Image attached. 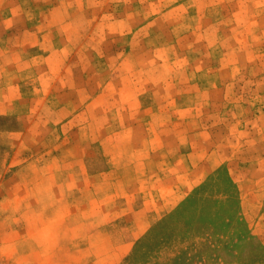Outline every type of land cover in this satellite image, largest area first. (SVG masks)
<instances>
[{
    "label": "rangeland",
    "instance_id": "1",
    "mask_svg": "<svg viewBox=\"0 0 264 264\" xmlns=\"http://www.w3.org/2000/svg\"><path fill=\"white\" fill-rule=\"evenodd\" d=\"M218 168L264 245V0H0V264H246L223 188L146 240Z\"/></svg>",
    "mask_w": 264,
    "mask_h": 264
},
{
    "label": "trees",
    "instance_id": "2",
    "mask_svg": "<svg viewBox=\"0 0 264 264\" xmlns=\"http://www.w3.org/2000/svg\"><path fill=\"white\" fill-rule=\"evenodd\" d=\"M211 188H223L221 192L219 191V193H221L220 196H222L220 202L233 201L231 207L227 210L229 212L227 217L220 219V235H222V237L223 235L226 236L228 235L227 232L229 233V230H231L230 233H235V235L239 237L238 243L240 245L246 244L250 247L249 250L253 254V258L246 264H264V245H262L255 236L250 234L246 221L240 211L237 188L226 172L223 173V176L220 175V168H218L206 182L196 187L176 210L172 211L160 221L152 229L146 240L153 234V232H155V230H159V228L165 227L169 222L171 223L179 219V217L183 216L190 207L204 204L209 197L208 192L211 191ZM208 235L209 233L204 230L202 231L201 236L198 237L204 239ZM220 249L222 261L225 264H231V261H229L231 255L228 254L223 247H220ZM235 258L237 261L242 259V253L240 252Z\"/></svg>",
    "mask_w": 264,
    "mask_h": 264
}]
</instances>
